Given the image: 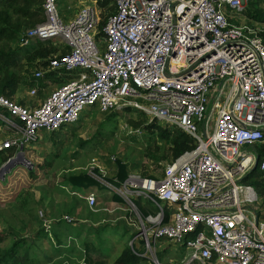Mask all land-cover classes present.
Returning a JSON list of instances; mask_svg holds the SVG:
<instances>
[{
	"label": "built area",
	"instance_id": "1",
	"mask_svg": "<svg viewBox=\"0 0 264 264\" xmlns=\"http://www.w3.org/2000/svg\"><path fill=\"white\" fill-rule=\"evenodd\" d=\"M72 1L41 0L44 20L20 37L21 45L62 40L65 52L35 75L66 77L36 103L0 93V121L15 133L0 142L14 148L7 160L87 108L134 107L186 132L193 146L159 177L103 183L129 204L141 196L155 206L124 216L131 250L153 264H168L158 247L179 254L170 264H264V218L242 180L264 142V41L227 13L245 0H84L75 12ZM84 198L92 207L96 192Z\"/></svg>",
	"mask_w": 264,
	"mask_h": 264
},
{
	"label": "rangeland",
	"instance_id": "2",
	"mask_svg": "<svg viewBox=\"0 0 264 264\" xmlns=\"http://www.w3.org/2000/svg\"><path fill=\"white\" fill-rule=\"evenodd\" d=\"M82 4L84 0H74L70 9L75 12ZM60 8L68 11L66 4ZM227 13L257 32L264 30V0H245L239 11L228 10ZM16 19L20 23V36L0 40V50L9 54L21 45L20 37L32 26L26 21L27 17L14 15V23ZM35 41L27 45L40 43L55 48L49 56L66 50L60 39ZM30 58L34 59L33 63ZM30 58L18 53L9 64L19 82L14 92L17 93L11 96L24 103L38 102L66 77L50 78L45 73L35 75L40 67L35 63L36 58ZM32 87L37 89L34 96L28 94ZM4 94L8 95L7 91ZM111 112L114 113L111 120L105 121ZM149 122L147 115L134 107L112 111L90 107L73 124L54 133L44 131L41 138L26 145L24 148H28L30 159L17 161L23 167L15 169L14 175L12 170L0 175L3 185L12 182L17 192L15 197L11 193L9 199L0 200V255L14 240L23 236L27 239L23 246L32 244L28 247L29 256L40 260L34 263L28 259L26 264H84L82 241L87 240L93 243L91 254L94 258L104 257L105 264H116L115 258L123 247H130L129 239L133 233V228L124 223V216L134 220L136 215L155 211V206L141 196L135 200V205L129 204L103 183L110 180L123 185L124 179L119 181L117 177L118 162L125 165L126 178L130 175L159 177L164 174L167 164L174 160L171 142L159 130V126L164 128L167 125L155 121L157 126L150 127ZM12 134H15L13 130L0 121V142ZM87 139L90 141L84 142ZM259 145L254 148L258 149ZM36 162H43V165L37 166ZM4 163L0 161V167ZM32 166L36 174L28 179V170ZM81 173L95 182L80 186L70 181L71 174ZM252 185L257 192L256 208L264 218V191ZM91 190L96 192L92 207L82 201ZM22 253L23 247L19 254ZM155 255L161 262L170 264L179 254L162 252L158 247ZM148 256L137 264H153Z\"/></svg>",
	"mask_w": 264,
	"mask_h": 264
},
{
	"label": "trees",
	"instance_id": "3",
	"mask_svg": "<svg viewBox=\"0 0 264 264\" xmlns=\"http://www.w3.org/2000/svg\"><path fill=\"white\" fill-rule=\"evenodd\" d=\"M97 4L102 5L103 2L98 0ZM14 15L24 18L27 17L26 21L30 22L31 25H34L37 22L44 20L45 18L41 0H0V40H2L3 38L7 40L9 38L11 39L20 36L19 33L20 29L18 31V28L20 27V23L18 19H16L17 22L15 23L13 22L12 17ZM104 18H106V16H104ZM259 34L261 35L264 41V30L260 31ZM52 40L49 39L47 41H52ZM38 41L40 40H36L35 42ZM54 49H52L50 45L45 46L44 44L38 43L36 45L30 44L27 46L19 44L12 49L10 54L0 50V93H6L7 91L8 95H13L14 92L16 91V87L19 82L17 77L13 74L12 70L9 69V64L11 63V60L14 58L15 54L24 53L28 55L29 58L30 56H32L33 58H36L35 63L38 64L39 66L47 63V57H49V54L52 51H54ZM33 60L34 59H31L30 62L33 63ZM45 75L49 76L50 78L52 77L58 79V77L53 76L51 72H47L45 73ZM30 83H32V81H30ZM112 115H114L113 112H111V114H108L107 118H105V121L111 120ZM148 125L150 127L157 126L154 120L149 122ZM159 130H161L162 136L170 140L172 145L171 149H172L173 158L177 157L182 152L193 146L192 143L193 141L191 137H189L186 132L182 131L177 127L165 126L164 128H161L159 126ZM92 137L96 138V136L94 135ZM88 139L84 140V142L90 141ZM27 151H29L28 148L26 149L23 148L24 157L26 159H30ZM257 151H258L257 152L258 165L252 168L245 176H243L242 180L254 184L259 191H264V176H262V174L264 175V169L261 170L260 168L261 160L264 158V142L258 146ZM13 152H14L13 147H7L0 150L1 163L6 161L7 158L13 154ZM35 164L37 166H42L43 162H36ZM22 167H23L22 165L16 164L12 166V168H10L9 171L12 170L13 172L11 174L14 175L16 173L15 169ZM35 174L36 172L34 171V168L32 166L28 170V179L29 176H33ZM127 174L128 172L125 168V165L122 162H118V169H117L118 180L121 181L125 179ZM69 179L72 183L78 184L80 186L89 185L95 182L94 179L90 178L85 173L71 174L69 176ZM11 193L13 194L14 197L15 194L17 193L13 183L12 182L5 183L4 186L3 182L0 181V200L5 201L9 199ZM26 242L27 239L23 236L18 237L16 240H14L10 248L4 254L0 255V264H26L28 263V259H30V261L34 263L39 262L40 260L37 259L36 256L33 255L29 256L28 247H30L32 244L23 246ZM82 245H83L84 264H104L103 258H94L92 256L91 251L94 250L92 242L83 240ZM22 247H23V253L20 255L19 253ZM141 259H144V257L136 255L129 246H125L123 247L119 255L115 258V263L137 264L139 261H141Z\"/></svg>",
	"mask_w": 264,
	"mask_h": 264
},
{
	"label": "water",
	"instance_id": "4",
	"mask_svg": "<svg viewBox=\"0 0 264 264\" xmlns=\"http://www.w3.org/2000/svg\"><path fill=\"white\" fill-rule=\"evenodd\" d=\"M22 160L25 161L23 152H20L15 158H11L7 160L1 167H0V175L4 174L7 170L12 168V166L16 165L17 161ZM258 165V158H256L255 163L253 164L252 168ZM251 168V169H252Z\"/></svg>",
	"mask_w": 264,
	"mask_h": 264
},
{
	"label": "crops",
	"instance_id": "5",
	"mask_svg": "<svg viewBox=\"0 0 264 264\" xmlns=\"http://www.w3.org/2000/svg\"><path fill=\"white\" fill-rule=\"evenodd\" d=\"M17 93V92H16ZM16 93H14V94H16ZM85 199V198H84ZM83 202L86 204V200H83ZM105 255H107V254H105ZM103 259H104V257H102ZM104 264H105V261H104Z\"/></svg>",
	"mask_w": 264,
	"mask_h": 264
}]
</instances>
